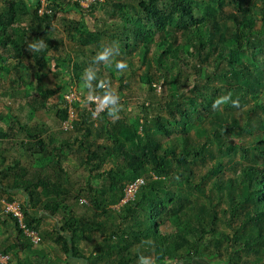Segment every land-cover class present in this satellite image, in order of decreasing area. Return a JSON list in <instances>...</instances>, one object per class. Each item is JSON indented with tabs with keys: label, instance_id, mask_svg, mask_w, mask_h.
I'll return each instance as SVG.
<instances>
[{
	"label": "trees",
	"instance_id": "obj_1",
	"mask_svg": "<svg viewBox=\"0 0 264 264\" xmlns=\"http://www.w3.org/2000/svg\"><path fill=\"white\" fill-rule=\"evenodd\" d=\"M0 2V78L16 86L4 90L6 97H23L31 115L53 109L61 122L69 116L63 94L71 88L81 97L71 105L76 117L65 132L72 135L57 143L16 115H6L18 127L0 130V144L14 142L22 154L9 157L0 148V212L1 201H13L12 191H20L26 227L38 232L41 213L58 218L50 236L64 263L138 264L144 256L147 264H264V0H105L101 8H112L109 14L116 12L120 21L94 31L82 16L95 6L83 11L71 0H48L51 13L39 15L32 0ZM71 12L79 17H58ZM55 22L81 49L118 46L124 57L116 60L130 69H112V60L105 73L97 70V77L110 85L113 70L120 72L119 100L128 79L142 71L147 97L133 122L113 120L106 108L95 116L104 120V129L92 128L88 90L80 93L76 85L94 63L96 50L88 49L93 59L66 55L59 62L50 57L48 51L62 44L51 32ZM40 40L44 46L33 49ZM52 60L54 71L50 66L47 70L63 79L53 88L29 90L31 74L40 80ZM158 86L164 92L156 100ZM102 92L94 89L93 95ZM58 93L61 103H49ZM225 95L229 101L213 107ZM118 104L126 110L125 103ZM175 134L179 137H171ZM74 151L84 154L89 178H103V185L76 189L69 184L63 164ZM39 159L47 164L30 167L45 171L27 177L29 165ZM109 162L113 164L103 169ZM197 162L210 164L198 181L193 170ZM137 179L142 183L134 197L119 204L124 188ZM78 202L91 216L74 214ZM3 216L12 221L14 236H6L0 253L15 264L48 262L17 220ZM94 233L101 236L99 241H92ZM82 241L91 243L88 254L80 251Z\"/></svg>",
	"mask_w": 264,
	"mask_h": 264
},
{
	"label": "rangeland",
	"instance_id": "obj_2",
	"mask_svg": "<svg viewBox=\"0 0 264 264\" xmlns=\"http://www.w3.org/2000/svg\"><path fill=\"white\" fill-rule=\"evenodd\" d=\"M121 3H123V1L125 0H119ZM1 5V2H0ZM112 11V8L109 9V12ZM109 12H107L105 9H102L101 6L97 5L95 6L90 13H85L82 16L83 19V23L86 25V27L90 30V31H94L95 28H99V27H106L109 26V24L111 23H116L120 21V18L118 17V14L116 12H113V15H110ZM60 16H65V17H70L72 20H75L79 17L78 14L76 13H68V14H58V17ZM56 19V21H59L60 18ZM51 32L54 33L55 35H57V39L58 36L59 38L62 40V44L59 45L58 49L55 51L53 50H49L47 54H49L50 57H54L55 59H59V62H61V60H65L66 55H70L71 57H86V58H92L93 59V55L91 53H89L88 51H95L96 53L100 50L97 51V49H95L93 46L88 48H79L78 46H76L72 41L69 40V38L66 36V33L63 32V27L60 26V24L58 22H55L53 28H51ZM112 31V30H110ZM103 45H106V43H102ZM109 46H113V43H109ZM89 49V50H88ZM84 52V56L80 53ZM119 57L123 58L124 56H121V54L119 53L118 55ZM133 57H135L134 53L132 54ZM117 57V56H116ZM116 57L115 59H113V61H116ZM107 62H97L95 64V67L97 68V70H101L103 71V73H105L107 70L105 69ZM136 64V62H135ZM51 68V70H53L52 68H54V60H52L50 63L48 62V64L45 66L44 68V74L40 76V80L36 79L35 76H31L29 77L27 86L28 88L31 89H38L39 91H41L42 89L45 88H49L50 86L53 85H57L59 83L60 80L63 79V77L58 76V75H53V72H49L47 69ZM114 69L115 66H112ZM128 68V67H127ZM130 69V68H128ZM143 69V67H142ZM54 71V70H53ZM115 78L111 79L110 85L109 87L115 91V93L119 90L120 88V82L118 80V75L119 73L116 70H113ZM125 72H129V70H125ZM142 73V71H136L135 74H133L130 79H128V87H123L121 89V92H123V96L120 98L119 103H125L127 105L126 110L124 109V104L120 105L118 107V110L115 114V118H112L113 120L117 119H125L128 123L133 122L136 119V116L139 112V106L145 102V98L147 97V93L145 91V87L143 86L142 82L140 81V74ZM82 80V79H81ZM82 82V83H81ZM10 87H9V86ZM14 87H16L15 85H11L10 81H8V79H6V77L0 78V113L1 114H11V115H16L18 118V120L21 123H27L28 126L30 127H36L39 130H43L45 131V135H49L50 133H56L54 135V138H56V142H58L59 139H63V138H68L69 136H71V132H65L62 130V123L61 121H59L56 117H55V112L54 110H49L47 112H37L34 115H31L28 112V107L25 106V99L22 100L21 99H15V98H10L9 96L6 97V92H8V90L4 91L5 89H14ZM26 87V86H24ZM77 91L82 93L83 89H84V84H83V80L80 81V83H78L76 85ZM12 91V90H10ZM164 92V87H157V92H156V100H158V98L161 97V95H163ZM117 94V93H116ZM59 93L52 98V100L49 101V103L53 104L55 102H58L59 97ZM22 96V95H21ZM20 95L17 96V98L21 97ZM57 99V101H56ZM83 104V103H82ZM52 107V106H51ZM125 116V117H124ZM72 117L75 118L76 117V110L73 109L72 112ZM110 118V117H109ZM111 119V118H110ZM5 123H7L10 126H14V129H16L18 127V125L16 124V121H13L11 119V117H5L4 118ZM3 123V122H2ZM3 124V125H4ZM103 124H104V120L102 119H98L97 117L94 118L93 124H92V128L97 129L98 131L104 129L103 128ZM50 132V133H49ZM22 134V133H20ZM100 134V133H99ZM23 135V134H22ZM51 136V135H49ZM171 137H176L178 138L179 136L177 134L172 135ZM158 138L160 140H162L163 144H166L168 142V138H164L163 136H158ZM92 139L97 140L98 143H104V144H110V142L108 140H106L103 137H98V136H92ZM6 150L7 156L9 157H17L16 153L20 152L21 153V149L14 143V142H5L2 144H0V148H3ZM75 152V151H74ZM64 153H66V150L64 151ZM67 160L64 161V168L66 169V171L68 172V175H70L69 177V184L74 185V188H79V187H86L88 183H91L94 185V187H100L101 185H103L105 183V180H103V178H96L91 180L89 178V175L87 174L85 168H84V164H83V159H84V154L82 152H75L72 154H69L67 156ZM47 164L46 160H37L35 163L30 164V166H33L34 168H40V166ZM113 164V162H109L107 164L104 165L103 169H107L109 168L111 165ZM210 164H201L200 162H197V164H195L193 166V170H194V174H195V180L198 181L199 177L201 175H203L207 169V167ZM35 170H33L30 167V170L28 171V176L30 177L31 174L34 173ZM42 174L45 170H37L35 172H39ZM228 174L231 176L233 175V172H228ZM91 180V181H90ZM70 185V186H72ZM203 185V184H202ZM77 191H75L76 193ZM215 194V193H214ZM213 194V203H217V199H216V195ZM80 199H84V198H80ZM14 200H17L19 202L23 201V198L20 196L18 198H15ZM201 200V198H200ZM87 201V200H86ZM220 202V201H218ZM121 203V201L119 202V204ZM219 206L221 208H226L224 205V202L221 201L219 203ZM115 207H118V204ZM73 211L74 214L76 215H82L86 218H88V216H91L92 212L86 210V206L85 204H80V202L76 203L73 206ZM58 224V218H44L43 219V223L41 224L39 231H38V235L40 237V242L39 244L35 245L34 247L37 249H41L44 250V253L46 255V257L49 259L48 262H46V258L45 259H41L42 261H39V264H84V260L82 259H69L67 262H63L64 260V256L62 255V253L60 252L59 248L57 245H55L52 241V238L50 236L52 232V229L54 228V226H56ZM95 234V233H94ZM92 241L96 240L99 241L101 236H98L97 234H95L94 237H92ZM91 246V243L89 241L87 242H80L79 244V248L81 253L83 254H88V250ZM56 258H59V261L56 260ZM39 260V259H37ZM10 264H15V261L11 258L10 259ZM198 264H205L204 262H198Z\"/></svg>",
	"mask_w": 264,
	"mask_h": 264
},
{
	"label": "built area",
	"instance_id": "obj_3",
	"mask_svg": "<svg viewBox=\"0 0 264 264\" xmlns=\"http://www.w3.org/2000/svg\"><path fill=\"white\" fill-rule=\"evenodd\" d=\"M37 4V13L39 15H44V14H50L51 10L48 8L49 2L48 0H32ZM73 2H76L80 9L83 11H87L90 7L92 6H97L105 0H71ZM69 89V88H68ZM96 96V95H94ZM63 98L68 106V113L69 116L68 118L62 123V129L64 131L70 130L72 128L71 123L73 121L72 117V108L71 105L74 101H80V95L76 93V91L67 90L63 94ZM87 98V97H86ZM88 100V99H87ZM91 105H92V112L93 116L99 115L101 112H103L106 108H101L100 107V101L99 99H93V100H88ZM142 183L141 179H137L133 181L132 183L128 184L124 188V197L121 200V204L126 202L128 199H132L134 197L135 191L137 190L138 186ZM1 214L2 215H11L13 216L18 223L19 228L23 231V234L29 238L30 242L35 246L39 244L40 242V237L38 235V232L29 229L26 227L25 222H24V216L22 213V208H21V202L17 200L13 201H6L2 200L1 201ZM10 256L1 254L0 253V264H10L9 263Z\"/></svg>",
	"mask_w": 264,
	"mask_h": 264
},
{
	"label": "clouds",
	"instance_id": "obj_4",
	"mask_svg": "<svg viewBox=\"0 0 264 264\" xmlns=\"http://www.w3.org/2000/svg\"><path fill=\"white\" fill-rule=\"evenodd\" d=\"M33 49H39L44 46V41L40 40L38 43L31 45ZM119 55L118 46H105L102 50L98 51L95 58L94 63L89 65L82 73V80L84 87L88 90L87 99H99L100 107L107 108L108 114L115 117V114L118 110L119 104V96L112 90L106 79L101 80L97 77V68L95 64L97 62H107L111 63L116 56ZM115 68L117 70H124L127 68L126 62L122 60H116ZM93 81H96L95 85H93ZM94 89H101L103 90L102 95H93ZM230 97L225 95L217 100L214 101L213 107L216 105L228 102ZM233 104L237 102L235 100L231 101ZM138 264H147V258L144 256H140L138 260Z\"/></svg>",
	"mask_w": 264,
	"mask_h": 264
},
{
	"label": "crops",
	"instance_id": "obj_5",
	"mask_svg": "<svg viewBox=\"0 0 264 264\" xmlns=\"http://www.w3.org/2000/svg\"><path fill=\"white\" fill-rule=\"evenodd\" d=\"M56 85H53V86H50L49 88H53V87H55ZM24 88V87H23ZM27 88H28V86H27ZM29 89V88H28ZM30 90V89H29ZM31 91H35V92H37V91H39L38 89H31ZM56 95H54L53 97H55ZM53 97H51V98H48V102L50 101V100H52V98ZM56 101H57V99H56ZM58 103H61V100L60 99H58ZM3 114H0V116H2ZM7 114L5 113L4 114V117H3V120H2V122H0V130L1 131H5V130H7L9 127H10V125H8L7 123H5L4 124V122H5V120H4V118L5 117H8V116H6ZM18 118V117H17ZM11 119L13 120V117H11ZM4 124V125H3ZM50 133V132H49ZM56 133H50L49 135H51V136H54ZM57 135V134H56ZM3 145V144H2ZM3 149H4V147H3ZM5 150V149H4ZM5 152H6V150H5ZM7 154V153H6ZM21 154H22V152H21ZM12 196H13V198L15 199V198H18V197H22L23 199H24V197H23V195H22V192H20V191H12ZM40 216H44V218H46V217H48L49 215H47L46 213H41V215ZM48 218H50V217H48ZM43 223V221L41 222V224ZM8 234H10L11 236H14V230H13V223H12V221L10 220V219H8V218H6V217H4L2 214H1V212H0V244L1 243H3V241L5 240V238H6V236L8 235Z\"/></svg>",
	"mask_w": 264,
	"mask_h": 264
}]
</instances>
